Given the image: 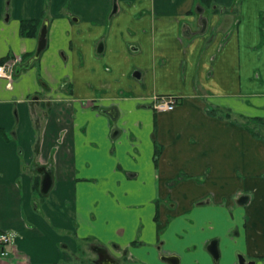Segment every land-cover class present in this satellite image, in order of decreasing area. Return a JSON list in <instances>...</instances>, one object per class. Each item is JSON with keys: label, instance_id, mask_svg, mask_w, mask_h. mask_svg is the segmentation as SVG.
I'll return each instance as SVG.
<instances>
[{"label": "crops", "instance_id": "1", "mask_svg": "<svg viewBox=\"0 0 264 264\" xmlns=\"http://www.w3.org/2000/svg\"><path fill=\"white\" fill-rule=\"evenodd\" d=\"M263 17L264 0H0V64L21 56L0 77V264H98L94 246L264 264Z\"/></svg>", "mask_w": 264, "mask_h": 264}, {"label": "built area", "instance_id": "2", "mask_svg": "<svg viewBox=\"0 0 264 264\" xmlns=\"http://www.w3.org/2000/svg\"><path fill=\"white\" fill-rule=\"evenodd\" d=\"M20 56L15 55L7 59L0 65V76L11 78L13 66L20 61ZM178 103L176 97L172 95H156L152 98V104L157 111L172 110ZM14 241V234L11 232H0V256L8 253V246Z\"/></svg>", "mask_w": 264, "mask_h": 264}, {"label": "water", "instance_id": "3", "mask_svg": "<svg viewBox=\"0 0 264 264\" xmlns=\"http://www.w3.org/2000/svg\"><path fill=\"white\" fill-rule=\"evenodd\" d=\"M203 22L206 23V19L203 18ZM46 34H47V26L46 24H44L42 26V28L40 29V33H39V37H38V45H37V49L35 52V55L38 56L39 53L42 51V49L45 47L46 45ZM103 49V44L100 43L98 45L97 51L101 52ZM40 172H42L43 176H42V180H41V186H40V191L44 194H46L48 192V190L50 189L51 183H52V175L51 172L49 170H47L45 167H41L39 169ZM241 199H239L240 201ZM102 249V248H101ZM208 249L213 253L214 256L217 255L216 253V246L214 242H211L208 246ZM105 249H102L103 253H99L98 255L100 256L99 259L97 260L98 264H116V262H114L112 260V258L110 256H108L105 253ZM172 260V259H170ZM243 263V260H240V264Z\"/></svg>", "mask_w": 264, "mask_h": 264}, {"label": "flooded vegetation", "instance_id": "4", "mask_svg": "<svg viewBox=\"0 0 264 264\" xmlns=\"http://www.w3.org/2000/svg\"><path fill=\"white\" fill-rule=\"evenodd\" d=\"M260 35H261V38H260V42H259V47H261V46H263L264 45V17H263V23H262V26H261V28H260ZM13 72V71H12ZM153 106V105H152ZM239 199H243V198H241V197H239L238 198V202H240L239 201ZM211 241V240H210ZM211 242H214L215 243V246H216V242H215V240H212ZM211 242H209V244L211 243ZM209 244H208V246H209ZM208 246H207V248H208ZM94 248L97 250V253L99 252V253H103L102 252V249L99 247V246H94ZM209 250V249H208ZM210 251V250H209ZM211 252V251H210ZM212 253V252H211ZM216 253H217V255H218V252H217V248H216ZM212 255H213V253H212ZM217 255L216 256H214V257H217ZM163 258L164 259H167V260H170V259H173L174 260V256L173 255H171V254H166V255H164L163 256ZM243 260V263L242 264H247V263H249V264H254V261L253 260H246L245 258H244V256L242 255V254H239L238 255V260H237V262H236V264H240V260ZM96 261V260H95ZM94 260H93V262H95Z\"/></svg>", "mask_w": 264, "mask_h": 264}, {"label": "trees", "instance_id": "5", "mask_svg": "<svg viewBox=\"0 0 264 264\" xmlns=\"http://www.w3.org/2000/svg\"><path fill=\"white\" fill-rule=\"evenodd\" d=\"M21 32L23 34H29V33H31L29 21H23L22 22V24H21Z\"/></svg>", "mask_w": 264, "mask_h": 264}, {"label": "rangeland", "instance_id": "6", "mask_svg": "<svg viewBox=\"0 0 264 264\" xmlns=\"http://www.w3.org/2000/svg\"><path fill=\"white\" fill-rule=\"evenodd\" d=\"M177 100H179V99H177ZM259 124V126L261 125V124H264L263 122H261V123H258ZM261 127H259L258 129H260ZM261 130H263V128H261Z\"/></svg>", "mask_w": 264, "mask_h": 264}]
</instances>
